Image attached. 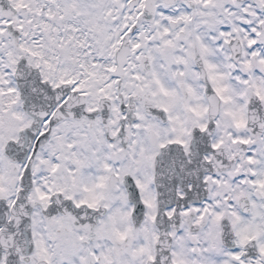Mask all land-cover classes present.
I'll return each instance as SVG.
<instances>
[{"label":"snow or ice","instance_id":"obj_1","mask_svg":"<svg viewBox=\"0 0 264 264\" xmlns=\"http://www.w3.org/2000/svg\"><path fill=\"white\" fill-rule=\"evenodd\" d=\"M0 264H264V0H0Z\"/></svg>","mask_w":264,"mask_h":264}]
</instances>
